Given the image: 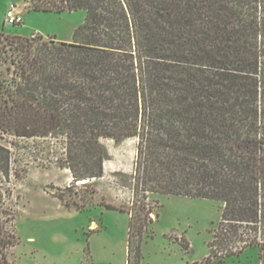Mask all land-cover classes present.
<instances>
[{"label":"trees","instance_id":"trees-1","mask_svg":"<svg viewBox=\"0 0 264 264\" xmlns=\"http://www.w3.org/2000/svg\"><path fill=\"white\" fill-rule=\"evenodd\" d=\"M31 9L86 18L71 41L4 36L13 68L0 84V125L45 140L53 163L86 186L105 175L107 141L135 140L132 206L102 202L130 213L127 264L143 258L148 193L223 203L202 264L264 250V0H33ZM14 155L0 143L6 176ZM13 221L0 219L11 246Z\"/></svg>","mask_w":264,"mask_h":264},{"label":"rangeland","instance_id":"rangeland-1","mask_svg":"<svg viewBox=\"0 0 264 264\" xmlns=\"http://www.w3.org/2000/svg\"><path fill=\"white\" fill-rule=\"evenodd\" d=\"M10 1L24 9L21 24H5ZM32 1L0 0V84L13 68L5 35L41 34L71 41L85 22L84 10L37 11L31 9ZM0 143L12 147L16 160L9 176L0 171V219L16 216V224L7 223L15 233V245L0 241V264H127L130 213L108 209L102 202L132 206L126 174L135 167V140L121 145L107 141L112 159L105 163L104 177L91 179L88 186L87 181L75 183L69 169L53 163L43 139H18L0 125ZM147 196L151 221L143 235L141 264H202L223 203L161 193ZM208 264H264V250L252 247Z\"/></svg>","mask_w":264,"mask_h":264},{"label":"built area","instance_id":"built-area-1","mask_svg":"<svg viewBox=\"0 0 264 264\" xmlns=\"http://www.w3.org/2000/svg\"><path fill=\"white\" fill-rule=\"evenodd\" d=\"M24 9L14 1H11L5 15V24L17 25L23 22Z\"/></svg>","mask_w":264,"mask_h":264},{"label":"crops","instance_id":"crops-1","mask_svg":"<svg viewBox=\"0 0 264 264\" xmlns=\"http://www.w3.org/2000/svg\"><path fill=\"white\" fill-rule=\"evenodd\" d=\"M10 2H11V1H10ZM10 2L7 3V8H8V6H9Z\"/></svg>","mask_w":264,"mask_h":264}]
</instances>
